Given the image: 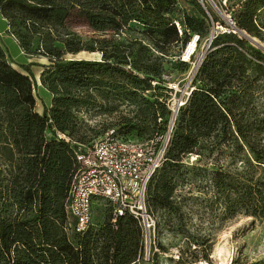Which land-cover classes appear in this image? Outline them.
<instances>
[{"label": "trees", "instance_id": "obj_1", "mask_svg": "<svg viewBox=\"0 0 264 264\" xmlns=\"http://www.w3.org/2000/svg\"><path fill=\"white\" fill-rule=\"evenodd\" d=\"M174 4L176 0H0L6 31L20 49L47 57L38 78L50 93L48 104L42 100L41 112L36 111L31 62L21 63V70L12 66L0 41V264L138 262L144 242L130 214L117 215L112 222L111 207L104 201L103 220L95 222L91 217L83 230L75 229V218L66 208L77 167L72 150L74 142L83 140L78 130L85 123L79 111L99 103L97 97L106 101L117 97L134 105L133 115L122 116L124 125L148 121L152 128L147 138L161 134L156 116L165 115L168 108L159 96L150 94L154 97L150 99L144 91L162 74L158 59L165 54L163 46L188 42L192 32L200 37L213 22L223 23L201 10L196 23L176 17ZM236 4L229 14L233 25L262 40L264 19L259 14L264 0ZM70 20L96 34L84 41L67 27ZM174 20L181 26L180 33ZM260 48L233 27L213 34L193 73L191 89L178 107L162 161L147 182L145 202L150 212L172 205L170 197L184 155L204 146L203 141H209L211 150L231 138L230 152L242 151L246 168L219 165L211 172V186L226 215L242 208L264 219V142L246 139L255 121L234 112L246 105L244 97L254 79L264 75ZM79 50H96L100 56H64ZM178 62L186 64L185 59ZM233 82H239L237 88L223 97ZM117 130L135 138L147 132L143 126L135 129L136 134L124 126ZM56 131L67 139L56 136ZM198 259L208 257L206 253L184 260L177 256L178 262L186 264ZM230 264L254 263L233 258Z\"/></svg>", "mask_w": 264, "mask_h": 264}, {"label": "rangeland", "instance_id": "obj_2", "mask_svg": "<svg viewBox=\"0 0 264 264\" xmlns=\"http://www.w3.org/2000/svg\"><path fill=\"white\" fill-rule=\"evenodd\" d=\"M176 1L178 3L176 2L173 8V15L176 17L182 15L192 23H196L201 20L199 12L201 10L204 13H211L213 17L223 22L217 21V24L226 26L225 14H231L239 0H202L203 4L199 0ZM259 17L264 19V8L261 9ZM212 24L208 26V32L214 28V22ZM4 27L5 21L0 14V41L6 48L7 57L12 66L21 70V63L31 62L29 65L30 75L35 83L33 93L36 105L40 106V101L47 98V91L40 85L38 74L42 63L47 62V57L37 52L20 51L15 44V39L10 34L7 35ZM67 27L76 31L84 41L96 34L95 31L74 20H70ZM206 34L208 33L198 37L186 64H182L178 60L180 54L184 53L187 41L182 44L170 43L163 46L165 54L158 59L163 76L160 75L154 79L153 84H149L150 87L144 91V94L150 99L154 98L150 94H155L157 97L159 96V101H163L166 105L169 97L172 95L177 97L179 92L187 90L191 85L194 73L193 65L201 50L200 44ZM261 35L262 40L255 36L253 38L264 45V31ZM260 50L264 52L263 49L260 48ZM150 52L159 54L153 49H150ZM64 56L98 58L100 53L96 50H79ZM169 81L176 82L180 90H169L167 88ZM238 83L233 82L231 87L225 89L222 96H227L228 92L237 88ZM96 99L99 103L84 105L79 111V115L85 123L78 130L83 135V140L80 142L87 143L110 126H124L134 134H136V128L143 126L147 132L136 135L139 137L138 139L148 137V132L152 128L148 121L137 122L134 125H129L130 123L124 125L125 123L122 121V116L134 114L136 110L134 105L126 104L124 100H118L117 97H109L107 101L99 97ZM244 100L246 105H240L234 112L241 113L250 121H255L251 125L252 130L248 132L246 139H249L250 142L263 143L264 125L261 124V118H264V75H259L254 79ZM112 106L114 107L112 108ZM168 118L169 110L165 115L157 114L155 120L157 133L163 134ZM134 122H136L135 119H133ZM131 126L134 128H130ZM232 143L231 138H227L208 150L207 147L210 144L206 140L203 141L204 146L196 148L182 157L180 173L175 177L176 185L170 197L172 205L151 209L154 226L157 222V228H153V231L150 232L147 255L143 244L141 256L135 264H186L184 261L178 262L177 256L181 255L184 260L193 254L202 255L203 253H206L207 261L198 259L191 264H230L233 258H237L239 262L264 264V219L253 216L242 208L233 215H226L223 203L211 186V172L219 165L228 169L237 167L240 171H244L246 168L242 151L234 152V157H232L230 152L233 149ZM105 214V202L101 199L94 201L92 203L93 221L103 220Z\"/></svg>", "mask_w": 264, "mask_h": 264}, {"label": "built area", "instance_id": "obj_3", "mask_svg": "<svg viewBox=\"0 0 264 264\" xmlns=\"http://www.w3.org/2000/svg\"><path fill=\"white\" fill-rule=\"evenodd\" d=\"M199 2L203 4L202 0ZM225 16L226 26L217 24L215 21L214 28L203 37L199 56L195 64L192 63L194 71L213 34L217 31L228 30V26H232L230 15L226 13ZM174 24L177 32L180 33L179 22L174 20ZM190 35H192L190 39H193V47L187 53L186 58L181 53L180 59L188 60L194 50L198 34L192 32ZM167 88L174 91L180 90L176 82L171 81L167 82ZM190 89L191 85L187 90L179 92L177 97L172 95L167 100L169 118L163 134L138 139L129 134H121L116 126H110L87 143L74 142L72 153L77 167L68 189L66 208L75 218L76 230H83L88 225L92 217V203L101 199L111 207L110 220L112 222L117 215L122 213H128L136 220L142 232L147 255L150 232L154 228V218L146 207V185L153 171L162 161L176 112L185 101ZM55 135L67 139L60 131H56Z\"/></svg>", "mask_w": 264, "mask_h": 264}, {"label": "crops", "instance_id": "obj_4", "mask_svg": "<svg viewBox=\"0 0 264 264\" xmlns=\"http://www.w3.org/2000/svg\"><path fill=\"white\" fill-rule=\"evenodd\" d=\"M177 3H178V1H176ZM3 18V17H2ZM4 19V18H3ZM4 21H5V19H4ZM6 29V21H5V27H4V30ZM7 35H9V33L7 32ZM15 41V44H16V46L19 48V50L21 51V49H20V47H19V45H18V43L16 42V40H14ZM42 64H44V63H42ZM41 69H42V65H41ZM40 69V70H41ZM40 70H39V72H40ZM38 76H39V74H38ZM41 85V84H40ZM46 90V89H45ZM47 91V90H46ZM49 98H50V93H49V91H47V98H46V100H43V102L44 103H46V104H48V102H49ZM41 102V101H40ZM34 109L36 110V111H38V112H41V110H42V103L40 104V106L38 105H36V102L34 101Z\"/></svg>", "mask_w": 264, "mask_h": 264}, {"label": "water", "instance_id": "obj_5", "mask_svg": "<svg viewBox=\"0 0 264 264\" xmlns=\"http://www.w3.org/2000/svg\"><path fill=\"white\" fill-rule=\"evenodd\" d=\"M213 4H214V3H213ZM214 6H215V4H214ZM226 21H227V20H226ZM231 27H233L234 29L238 30V31H239L240 33H242V34H245V35L250 39V41L254 42L255 44L261 46V47L264 49V46H263L262 44L258 43V42H257L252 36H248L246 33H244V31H242V30L236 28L233 24H232ZM146 246H148L147 243H146Z\"/></svg>", "mask_w": 264, "mask_h": 264}, {"label": "bare ground", "instance_id": "obj_6", "mask_svg": "<svg viewBox=\"0 0 264 264\" xmlns=\"http://www.w3.org/2000/svg\"><path fill=\"white\" fill-rule=\"evenodd\" d=\"M193 44H194L193 39H189V41L186 43L185 52L183 53L184 58H186L187 53L191 51ZM187 50H189V51L187 52Z\"/></svg>", "mask_w": 264, "mask_h": 264}]
</instances>
